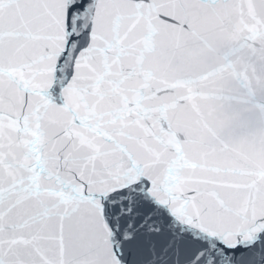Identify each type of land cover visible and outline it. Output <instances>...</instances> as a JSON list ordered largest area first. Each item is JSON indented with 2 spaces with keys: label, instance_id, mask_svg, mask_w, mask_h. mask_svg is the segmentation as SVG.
<instances>
[{
  "label": "snow or ice",
  "instance_id": "obj_1",
  "mask_svg": "<svg viewBox=\"0 0 264 264\" xmlns=\"http://www.w3.org/2000/svg\"><path fill=\"white\" fill-rule=\"evenodd\" d=\"M0 264H264V0H0Z\"/></svg>",
  "mask_w": 264,
  "mask_h": 264
}]
</instances>
